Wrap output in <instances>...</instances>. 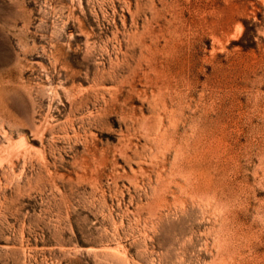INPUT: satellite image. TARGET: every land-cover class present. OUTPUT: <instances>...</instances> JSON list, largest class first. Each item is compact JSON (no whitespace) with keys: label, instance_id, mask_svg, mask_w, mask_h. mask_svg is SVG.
<instances>
[{"label":"rangeland","instance_id":"obj_1","mask_svg":"<svg viewBox=\"0 0 264 264\" xmlns=\"http://www.w3.org/2000/svg\"><path fill=\"white\" fill-rule=\"evenodd\" d=\"M0 264H264V0H0Z\"/></svg>","mask_w":264,"mask_h":264}]
</instances>
